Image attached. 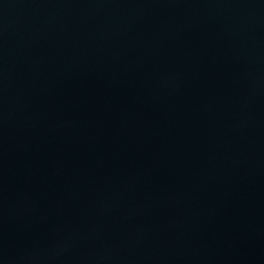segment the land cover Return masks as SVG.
<instances>
[{"label": "water", "instance_id": "water-1", "mask_svg": "<svg viewBox=\"0 0 264 264\" xmlns=\"http://www.w3.org/2000/svg\"><path fill=\"white\" fill-rule=\"evenodd\" d=\"M0 264H264V0H0Z\"/></svg>", "mask_w": 264, "mask_h": 264}]
</instances>
